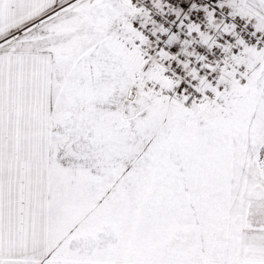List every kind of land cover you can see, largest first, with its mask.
<instances>
[{
  "label": "snow or ice",
  "instance_id": "snow-or-ice-1",
  "mask_svg": "<svg viewBox=\"0 0 264 264\" xmlns=\"http://www.w3.org/2000/svg\"><path fill=\"white\" fill-rule=\"evenodd\" d=\"M0 264H264V0H0Z\"/></svg>",
  "mask_w": 264,
  "mask_h": 264
}]
</instances>
